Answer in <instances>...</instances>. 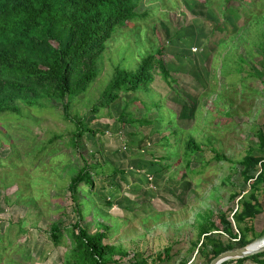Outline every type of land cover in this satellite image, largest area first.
Listing matches in <instances>:
<instances>
[{"label": "rangeland", "instance_id": "rangeland-1", "mask_svg": "<svg viewBox=\"0 0 264 264\" xmlns=\"http://www.w3.org/2000/svg\"><path fill=\"white\" fill-rule=\"evenodd\" d=\"M192 5L188 12L193 14L185 8L180 10L183 16L176 5L162 9L151 5L146 19L116 31L99 62L100 76L69 110L71 121L86 118L103 136H85L73 149L74 127L65 120L61 103H51L40 115L24 114L22 119L0 116V264H64L66 249L52 245L50 229L55 223L64 228L78 221L67 187L86 163L99 170L91 194L81 186L80 199L86 201L81 209L82 228L91 235L107 229L108 244L126 254L121 262L116 256L115 264H171L164 260L167 249L174 260L193 252L191 264H206L195 249L201 232L210 230L211 224L219 227L221 214L229 216L237 210L236 194L251 193L239 163L251 156L264 159L257 139L264 133V45H258L264 37V0L234 4L232 10L241 16L233 27L240 31L230 38L231 27L228 35L221 34L220 23L209 35L210 45L207 42L201 58L187 63V74L173 71L169 62L168 84L156 70L149 92L135 94L147 98L144 102L136 98L138 103L129 108L136 118L153 122L152 126L122 130L119 117L133 95L121 94L108 111L89 113L98 107L116 68L135 72L144 57L164 50L170 39L165 22L186 25L204 18L200 5ZM193 45L201 43L190 38L184 46ZM166 51L179 55L176 47ZM151 103L157 107H149ZM185 112L187 117L182 119ZM177 125L183 132L178 142L171 134ZM133 132L139 137L132 138L129 133ZM55 136L60 139L50 143ZM186 136L202 147L192 157L189 172L180 158ZM216 155L229 162L216 161ZM113 171L124 175L112 180ZM258 172L250 174L255 178ZM257 192L262 214L245 224L253 243L264 240L263 184ZM214 237L229 242L218 233Z\"/></svg>", "mask_w": 264, "mask_h": 264}, {"label": "trees", "instance_id": "trees-1", "mask_svg": "<svg viewBox=\"0 0 264 264\" xmlns=\"http://www.w3.org/2000/svg\"><path fill=\"white\" fill-rule=\"evenodd\" d=\"M144 1L0 0V116L10 115L22 119L24 114L40 115L49 109L51 103H61L65 120L74 127L70 134L73 149L81 144L85 136H103L102 131L92 129L94 125L88 124L86 118L77 116L71 121L69 110L75 103L73 101L86 93L100 76L99 62L116 31L148 17L149 12L140 13ZM258 45L262 48L264 37L259 39ZM161 51L144 57L135 72L116 68L98 107L89 112L90 116L108 111L121 94L148 93L157 69L169 84L171 77L161 61ZM135 102L136 99H131L125 104L118 123L132 130L152 126L153 122L146 118L138 119L129 111ZM122 120L125 121L122 123ZM182 134L180 130L173 133L177 142L178 136ZM59 139L55 136L50 143ZM257 139L260 150L264 151V133L261 132ZM165 141V147H168L169 140L166 138ZM183 146L181 163L189 172L192 157L201 153L202 147L187 136ZM215 159L229 162L219 155ZM239 165L243 168L242 179L245 185H250L251 193L247 196H244L245 192L236 194L234 199H239L237 210L229 216L221 214L217 221L219 227L211 224L210 230L201 232L195 249L197 255H204L206 264L226 252L237 251L253 243L248 240L250 230L245 224L262 214L257 191L259 185H264V159L245 157ZM255 169H259V172L254 178L250 172ZM98 170V166L86 163L70 179L67 192L75 206L74 214L78 221L64 228L55 223L50 229L49 240L52 245L66 249L64 264H115L126 257L125 253L108 244L107 229L101 227L102 231L91 235L82 228L84 217L81 209L86 201L80 199V190L85 186L89 188L90 194L93 192V177ZM119 175H124V172L113 171L111 179ZM215 233L225 236L229 242L225 244L223 240L215 238ZM170 252V249L166 250L165 262L169 261ZM248 261L264 264V253L224 264H244ZM133 264L146 263L140 261Z\"/></svg>", "mask_w": 264, "mask_h": 264}, {"label": "crops", "instance_id": "crops-1", "mask_svg": "<svg viewBox=\"0 0 264 264\" xmlns=\"http://www.w3.org/2000/svg\"><path fill=\"white\" fill-rule=\"evenodd\" d=\"M202 2H203V4H201ZM154 3H158V5H154ZM191 3L193 4L192 5L193 8L199 7L198 5H200L199 8L204 10V13H203L204 18L200 19V20H197V18H196V20H194L193 22L190 21V24H189V22H185L186 25H180L178 22H173V21L165 22L163 24V27L165 29V32L168 33L167 37H170V39L166 42V47L164 48V50L160 49V50H162L161 51V61H162L163 65L165 66V68H166V64H168L170 62V68L173 71H175V72H182L183 71V72H186V74L189 72L187 70L190 67L189 65H187V63L190 64V61H193V64H195L193 58H198V56H200V58H201V56H202L201 52L206 47V44L210 39L209 35L212 32H216V30H218V27H220L219 26L220 23H222V25H223L222 28L219 29L221 34H225V33L229 32L230 27H231V30L233 32H232V34H229L228 37H230V38H232V36H235V34H237V32L240 31V30H236L237 28L235 26L233 27V23L236 24L238 18L241 15L238 12H235L234 10H232L233 8H235L234 4H239L240 0H198L197 2L192 1V0L191 1H188V0H186V1L185 0H145L144 3L142 4L141 10L143 12L151 13L152 9L155 7H157L158 9H162L161 6H163V5H168L170 7L176 5L177 11L179 10L178 12L176 11L177 13L181 12L180 10H185V8L187 10L186 12H188V10L191 9V7H190ZM151 5H153V8H151L152 7ZM159 7H161V8H159ZM162 11L163 10H161L159 13H162ZM191 11H193V9ZM176 12H175V14H177ZM181 13H182V16H183V14H185L183 12H181ZM188 13L190 15L193 14V12H188ZM174 19L176 20L175 17H174ZM171 32L173 34H171ZM226 35H228V33ZM190 38L196 39L198 42L201 43V45H203V47L201 48V45H199V46L193 45L191 47L184 46L185 43L190 40ZM208 44L210 45V42H208ZM175 47H176L177 53L179 55L170 54L171 52H169V51L165 52V50H168L170 48H175ZM167 52H169V53H167ZM187 54L192 55L191 56L192 58L190 56H187ZM163 59H165V60H163ZM197 65L200 66L199 63H197ZM178 75L179 74H177V76ZM184 78H186V76ZM186 93L190 94L189 91H187V90H186ZM136 98H139L140 101L144 102V98H147V97L145 96L143 99H141L140 97H136L135 95H133L131 97V99H136ZM131 99H129L128 101H130ZM135 103H138L137 99H136ZM153 103H155V102H153ZM193 103H195V100H192V104ZM156 105L152 106V103H151L149 107L155 109V107H157ZM143 106L145 108H148L144 104H143ZM172 108H174V107H172ZM181 112H182V110H181ZM185 114H184V116L181 115L180 117H182V119L186 118L187 113L185 112ZM190 114H192V117H191V119H192L193 115H194V111L190 110L188 115H190ZM176 117H178V115H176ZM122 130H124V128H122ZM177 130H181V128L178 126ZM174 132H175V130L171 134L173 135ZM118 134L121 135L122 132L119 131ZM129 135L132 138L139 137L134 132H133V134L129 133ZM189 250L190 249H188L187 251L185 250V253L188 252ZM196 254H197V251H196ZM186 255L184 256V258L182 260H179V261L172 259V257L170 256L171 258H169V261H167V262L171 263V264H177V263L178 264H191V261L193 259V255H194L193 252L191 254H190V252L188 254L186 253Z\"/></svg>", "mask_w": 264, "mask_h": 264}, {"label": "water", "instance_id": "water-1", "mask_svg": "<svg viewBox=\"0 0 264 264\" xmlns=\"http://www.w3.org/2000/svg\"><path fill=\"white\" fill-rule=\"evenodd\" d=\"M263 253H264V240L253 243L237 251L226 252L218 256L210 264H224L228 261L243 260V259L251 258L253 256L261 255Z\"/></svg>", "mask_w": 264, "mask_h": 264}]
</instances>
